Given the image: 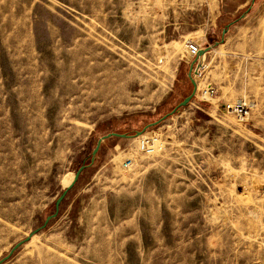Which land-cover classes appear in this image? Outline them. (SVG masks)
I'll list each match as a JSON object with an SVG mask.
<instances>
[{"label":"rangeland","instance_id":"374dc122","mask_svg":"<svg viewBox=\"0 0 264 264\" xmlns=\"http://www.w3.org/2000/svg\"><path fill=\"white\" fill-rule=\"evenodd\" d=\"M251 2L0 0V261L56 215L5 264H264V0ZM188 42L210 49L195 97L136 136L193 93ZM241 101L245 121L228 108ZM113 133L130 138L93 162Z\"/></svg>","mask_w":264,"mask_h":264},{"label":"water","instance_id":"95a60500","mask_svg":"<svg viewBox=\"0 0 264 264\" xmlns=\"http://www.w3.org/2000/svg\"><path fill=\"white\" fill-rule=\"evenodd\" d=\"M254 2H255V0H253V3H254ZM233 24H234V23L230 24L229 26H227V27L223 30V34H222V35H223V38L225 37V35H226V33H227L229 27H230L231 25H233ZM209 50H210V49H207V50H203V51H201L199 57H200V58H203L204 56H206V54H207V52H209ZM191 71H192V69H191ZM190 78H191L192 85H193V87L195 88L194 91H193V93H192L189 97H187L186 99H184V101H183L181 104H179V106H177V107H176V108H175V109H174L169 115L163 117L162 119H160V120L157 121V122H154V123H152V124H150V125H147L142 131L137 132V133H136V136H142L143 133H144L147 129L158 126L160 123H162L163 121H165L168 117H170L171 115H174L179 109L184 108V107L188 106V105L191 103V101H192L193 98L195 97V93H196V82L192 79L191 74H190ZM111 138H124V139H129L130 137H129L127 134L120 135V134L113 133V134H109V135L104 136L103 138H101V139L98 141L95 150L93 151V154H92L93 162H94L95 157H96V155L98 154V152H99V150H100V148H101L103 142H104L105 140H108V139H111ZM83 170H84V167H81V168L77 171V173H76L75 176H74L73 182H72L71 186L68 187V189H70L71 187H73V186L78 182V180H79V178H80V176H81ZM65 196H66V191L62 194V196H61V197L57 200V202H56V205H55V206H56V209H57V210H59L60 205H61L62 201L64 200ZM55 217H56V215H53V216L48 217V218L46 219L45 224H44L40 229H38V230H36L35 232L31 233V234H30L25 240H23V241L19 242L17 245H15L14 248H13V249L10 251V253L8 254V256H6L4 259H2V260L0 261V264H5L6 262H8V261L12 258V256H13V255H14L19 249H21L25 244L29 243V242L31 241V239H32V238H33V237H34L39 231L46 229V227H47V225L49 224V222H51L53 219H55Z\"/></svg>","mask_w":264,"mask_h":264},{"label":"built area","instance_id":"2783aa9c","mask_svg":"<svg viewBox=\"0 0 264 264\" xmlns=\"http://www.w3.org/2000/svg\"><path fill=\"white\" fill-rule=\"evenodd\" d=\"M204 48L201 47L199 43L196 42H188L186 44V54L189 60L194 61L193 67L191 71V76L193 80L199 78L202 74V71L205 68L204 59L200 58V52L203 51ZM216 90L209 86L205 91H203L204 99H212L215 95ZM230 111L236 113L241 121H245L249 117V110L251 106L246 101H241L235 104L234 106L228 107ZM143 137V136H142ZM141 138V137H140ZM140 152L145 156H152L153 155V146L150 145V140H142L140 142ZM125 168H130L132 166V161L128 160L125 164Z\"/></svg>","mask_w":264,"mask_h":264},{"label":"bare ground","instance_id":"6f19581e","mask_svg":"<svg viewBox=\"0 0 264 264\" xmlns=\"http://www.w3.org/2000/svg\"><path fill=\"white\" fill-rule=\"evenodd\" d=\"M165 53H166V52H165ZM167 60H168V58H167ZM167 60H166V61H167ZM144 137H145V136H143V137H141V138H144ZM144 139H145V138H144ZM153 153H155V149H154V148H153ZM36 240H37V237L32 238L30 244L34 243Z\"/></svg>","mask_w":264,"mask_h":264},{"label":"crops","instance_id":"0c3cea01","mask_svg":"<svg viewBox=\"0 0 264 264\" xmlns=\"http://www.w3.org/2000/svg\"><path fill=\"white\" fill-rule=\"evenodd\" d=\"M252 4L251 5H255L256 6V0H255V2L253 3V0H252V2H251Z\"/></svg>","mask_w":264,"mask_h":264}]
</instances>
